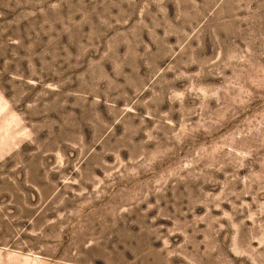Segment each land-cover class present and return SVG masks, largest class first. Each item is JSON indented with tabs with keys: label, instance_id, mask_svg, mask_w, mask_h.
<instances>
[{
	"label": "rangeland",
	"instance_id": "obj_1",
	"mask_svg": "<svg viewBox=\"0 0 264 264\" xmlns=\"http://www.w3.org/2000/svg\"><path fill=\"white\" fill-rule=\"evenodd\" d=\"M0 264H264V0H0Z\"/></svg>",
	"mask_w": 264,
	"mask_h": 264
}]
</instances>
